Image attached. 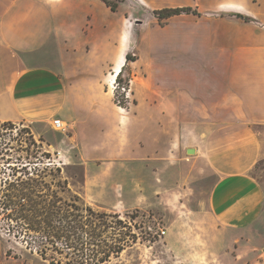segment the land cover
<instances>
[{"label": "rangeland", "instance_id": "1", "mask_svg": "<svg viewBox=\"0 0 264 264\" xmlns=\"http://www.w3.org/2000/svg\"><path fill=\"white\" fill-rule=\"evenodd\" d=\"M87 1L76 0L72 4L74 14L84 11L86 16L87 10L88 19L82 33L78 26L74 29L76 20L73 18L70 43L67 44L69 49L78 53L77 59L87 60L89 65L99 62L112 65L113 56L116 57L121 46L126 53L123 72L115 79L113 87L106 81L112 70L106 72L105 77L84 83L83 88L89 97L81 103L104 110L107 123L100 126L94 119L93 128L84 127L76 119L77 111L74 109L65 117L61 116L65 130L52 125L53 119L60 116L46 121H21L11 126L0 122V149L5 144H22L25 149L18 151L17 155H26V147L29 146L34 154L29 167L42 170L46 162L53 161L55 166L61 167L60 177L67 180L73 193L79 194L95 208L117 212L122 219L132 223L139 236L138 241L105 264H264V221L251 228L242 252L233 248L230 249L232 253L230 250L211 252L210 247L215 245L216 239L203 233L199 217L195 214L201 204H206L216 180L206 154L199 155L197 160L195 154H188L185 148L180 154L179 148L174 146L168 156L153 157L140 165L141 172L133 175L130 169L126 170L128 167L116 163L120 159L113 153V148L119 153L128 143L130 114L143 106L145 96L155 98L158 103L161 93L159 84L141 72L133 76L132 71H137L138 65L144 61L159 62L162 58L157 46L165 43V39L176 31L181 38L179 42L199 38V42H210L222 50L231 48L233 54H248L257 65L264 66V0H108L111 6L104 0ZM224 1H235L241 11L221 7ZM178 6H193L201 14L183 13L159 19L154 12ZM95 9L105 15L96 28L91 19ZM107 15L109 21L116 23L115 34L106 26ZM128 53L132 60H137L136 63L127 59ZM167 54L170 60L197 59L196 55L191 57L183 51H175V58L169 56L173 53ZM129 68H132L131 73ZM72 85L73 90H77ZM255 130L264 139V127L255 126ZM104 147L110 152L107 156L104 155ZM10 152L11 156L16 153L14 148ZM122 161L128 162L126 158ZM26 162L0 159V177L12 173L13 167ZM256 172L264 183V158ZM60 194L68 196L64 192ZM0 238L10 248L9 255L24 256L31 264H51L33 244L27 243V238L16 236L11 231L3 215H0ZM56 256L66 264L65 257Z\"/></svg>", "mask_w": 264, "mask_h": 264}, {"label": "crops", "instance_id": "2", "mask_svg": "<svg viewBox=\"0 0 264 264\" xmlns=\"http://www.w3.org/2000/svg\"><path fill=\"white\" fill-rule=\"evenodd\" d=\"M73 2L0 0V122L46 121L53 116L63 120L61 116L74 109L84 127L93 128L94 119L100 126L107 123L104 110L81 103L89 97L83 87L89 79L98 80L114 71L119 47L112 65H89L77 59L78 53L67 45L73 18L74 29L78 26L82 33L88 18L87 10L86 16L84 11L72 12ZM221 7L241 11L235 1H224ZM102 16L93 10L95 28ZM107 18L106 26L115 34L116 23ZM178 35L176 31L157 46L159 62L144 61L132 71L133 76L141 72L159 84L161 93L158 103L145 96L143 106L130 114L128 143L119 153L113 148V153L120 159L116 163L128 167L133 175L153 157L168 156L174 146L180 154L182 148L186 152L195 148L197 160L206 154L216 180L206 204L195 211L199 226L216 239L209 246L211 252L232 248L242 252L251 228L264 221V183L256 174L264 158V139L255 130V126L264 127V66L248 54H233L231 48L222 50L199 38L179 42ZM175 51L197 59L167 58V52L174 57ZM109 154L104 147V155ZM125 158L128 162L123 163ZM8 249L0 238V264H31L24 256L9 255Z\"/></svg>", "mask_w": 264, "mask_h": 264}, {"label": "trees", "instance_id": "3", "mask_svg": "<svg viewBox=\"0 0 264 264\" xmlns=\"http://www.w3.org/2000/svg\"><path fill=\"white\" fill-rule=\"evenodd\" d=\"M104 1L110 5L108 0ZM154 12L159 19L183 13L201 14L193 6L165 7ZM127 59H133L129 53ZM4 124L11 126L13 122ZM19 145L5 144L0 149V159L6 162L27 161L0 177V215L11 231L27 238V243L33 244L45 260L62 264L56 256L59 255L67 259L66 264H105L138 241L139 236L130 221L122 219L117 212L97 209L73 193L67 180L60 177L61 167L55 166L53 161L46 162L42 170L29 167L34 154L27 146L26 155H17L25 149ZM12 148L16 153L11 156Z\"/></svg>", "mask_w": 264, "mask_h": 264}, {"label": "bare ground", "instance_id": "4", "mask_svg": "<svg viewBox=\"0 0 264 264\" xmlns=\"http://www.w3.org/2000/svg\"><path fill=\"white\" fill-rule=\"evenodd\" d=\"M125 50L124 48L121 46L120 49H119V53H118V58H117V62H116V67L114 69L113 72H111L112 74L109 75L108 77V83L110 86L113 87V83L115 81V79L121 74L122 72V68L124 66V61H125Z\"/></svg>", "mask_w": 264, "mask_h": 264}, {"label": "built area", "instance_id": "5", "mask_svg": "<svg viewBox=\"0 0 264 264\" xmlns=\"http://www.w3.org/2000/svg\"><path fill=\"white\" fill-rule=\"evenodd\" d=\"M52 123H53L52 124L53 127L58 129V130H65L66 129L65 122L63 120H61L60 118L54 119ZM162 233L166 234V231L162 230Z\"/></svg>", "mask_w": 264, "mask_h": 264}, {"label": "water", "instance_id": "6", "mask_svg": "<svg viewBox=\"0 0 264 264\" xmlns=\"http://www.w3.org/2000/svg\"><path fill=\"white\" fill-rule=\"evenodd\" d=\"M187 152H188L189 154H194V153L196 152V150H195V148L190 147V148L187 149Z\"/></svg>", "mask_w": 264, "mask_h": 264}]
</instances>
